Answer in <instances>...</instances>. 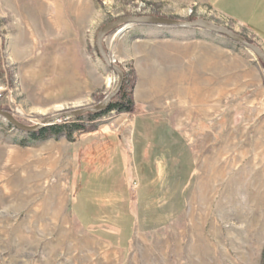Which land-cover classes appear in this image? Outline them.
I'll use <instances>...</instances> for the list:
<instances>
[{
    "label": "rangeland",
    "instance_id": "1",
    "mask_svg": "<svg viewBox=\"0 0 264 264\" xmlns=\"http://www.w3.org/2000/svg\"><path fill=\"white\" fill-rule=\"evenodd\" d=\"M125 17L206 20L264 52L244 28L197 0H0V109L33 126L97 105L117 75L98 55L96 36ZM125 26L102 45L127 75L132 113L106 114L72 142L34 141L0 116V264H264V156L255 138L264 134V111L248 106L251 91L236 94V86L224 110L196 109L180 97L167 112L165 100L135 102L143 63L133 49L146 33L189 42L204 30ZM219 36L229 41L231 67L240 56L251 78L258 69L264 87V65ZM168 118L177 122L176 146L165 142L166 151H158L153 129L161 133ZM127 129L131 141L150 149L133 178L116 148L95 152L94 135ZM161 156L166 171L156 173Z\"/></svg>",
    "mask_w": 264,
    "mask_h": 264
},
{
    "label": "crops",
    "instance_id": "2",
    "mask_svg": "<svg viewBox=\"0 0 264 264\" xmlns=\"http://www.w3.org/2000/svg\"><path fill=\"white\" fill-rule=\"evenodd\" d=\"M197 2L209 5L218 15L244 28L264 46V0H197ZM204 32L206 31L195 33L197 35L189 42L177 41V36L159 39L151 32L146 33L148 38L135 45L137 47L133 49L134 61L139 60L143 63L139 67L142 71L141 76L138 73L134 101L142 100L155 106L156 102L165 100L169 106L164 107L163 111L167 112L177 109V97H180L185 98L191 104L190 107L196 109L224 110L229 109L231 86H236L238 89L236 94L251 91V95L246 99L248 106L264 111V87L258 69L256 76L251 78L246 71V62L240 60V56L232 57L238 65L231 67L229 41L219 35ZM190 34L194 37V33ZM146 122H149L148 126L154 127L155 123ZM163 127L161 133L153 129L154 141L160 143L158 151H166L165 142L174 144L176 142V120L168 118ZM128 130L122 136L110 132L97 133L94 135L96 140L94 142L97 144L95 152L116 148L123 160L122 168L133 178L134 165L137 167L143 164L141 160L148 159L145 152L148 154L150 149L149 143L144 149L137 142L134 143L133 138L131 141L129 132H135V128L132 127L129 132ZM255 138L256 141H262L261 149L264 156V134L256 135ZM168 145L167 150H171ZM173 146L174 149L176 144ZM225 147L228 148V145ZM141 150H144L143 154L138 152ZM159 162L154 167L155 172L163 173L166 171L165 159L162 158Z\"/></svg>",
    "mask_w": 264,
    "mask_h": 264
},
{
    "label": "water",
    "instance_id": "3",
    "mask_svg": "<svg viewBox=\"0 0 264 264\" xmlns=\"http://www.w3.org/2000/svg\"><path fill=\"white\" fill-rule=\"evenodd\" d=\"M135 24L198 28V29L208 31L211 33L223 35L227 37L228 39L248 49L255 56V58L264 65V52L259 47L249 43L248 41L245 40L244 37L236 34L235 32L225 27L217 26L209 21L196 20L193 22H186V21L156 18V17H125V18H120L113 23L103 26L99 30L96 36L95 46H96L98 55L101 57L105 65L109 67L110 69H112L117 75V83H116L115 89L110 94H108L101 102H99L97 105L93 107L81 108L75 111L65 112V113L57 114L51 117H47L43 119L41 123L33 125V126H26V125L19 123L13 117V115L1 109H0V116L3 117L12 126L22 131L28 132V133H34L46 126L51 125V122L58 119L59 117H63V118L68 117V116L78 117V116H82L85 114H96V113H101L105 111L107 106L111 103L112 98L115 97L117 93L120 91L122 83H123L124 73L117 65L114 64V62L110 59L109 55L105 53L103 49V45H102L103 39L107 34L117 31L122 26L135 25Z\"/></svg>",
    "mask_w": 264,
    "mask_h": 264
},
{
    "label": "trees",
    "instance_id": "4",
    "mask_svg": "<svg viewBox=\"0 0 264 264\" xmlns=\"http://www.w3.org/2000/svg\"><path fill=\"white\" fill-rule=\"evenodd\" d=\"M127 75L124 74L123 83L120 91L116 95V100L111 102L105 111L96 114H86L87 122L82 121V116L75 117L73 120L68 121L62 118L63 122L60 124H53L46 126L34 133H30L34 141L46 140L49 138L64 137L67 141L72 142L75 134H82L96 130V125L92 123L94 120L99 119L111 112L116 113H132L134 110V103L131 95L125 92V82ZM132 85L130 89H132Z\"/></svg>",
    "mask_w": 264,
    "mask_h": 264
},
{
    "label": "bare ground",
    "instance_id": "5",
    "mask_svg": "<svg viewBox=\"0 0 264 264\" xmlns=\"http://www.w3.org/2000/svg\"><path fill=\"white\" fill-rule=\"evenodd\" d=\"M129 26H130V25H129ZM126 28H127V26L122 27L121 29H122V31H124ZM122 31H121V32H122ZM106 83H107L108 86H110L111 84L114 83V80H113V79H107Z\"/></svg>",
    "mask_w": 264,
    "mask_h": 264
}]
</instances>
